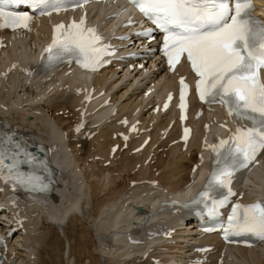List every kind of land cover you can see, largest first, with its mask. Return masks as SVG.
<instances>
[{"label":"bare ground","instance_id":"bare-ground-1","mask_svg":"<svg viewBox=\"0 0 264 264\" xmlns=\"http://www.w3.org/2000/svg\"><path fill=\"white\" fill-rule=\"evenodd\" d=\"M97 8L99 18L108 10V3ZM125 14H130V10L123 9L116 18ZM55 20L50 15L31 17L28 28L13 40H8L0 27L1 42L5 44L0 49V73L7 72L0 75V114L5 116L7 125L30 132L38 143L49 146L59 182L54 188L56 194H20L0 185V234L6 237L9 233L1 252L5 257L3 264H39L42 254H46L40 240L50 233L55 238L58 234L65 237L68 246L73 239L81 244L80 240L91 234L89 242L93 245L84 252L88 264L92 250L98 248L94 242L101 249L96 252L99 264H216L221 253L222 264H264V241L256 246L222 249L215 234L197 238L196 218L190 213H179L173 206L163 204L175 193L184 197L182 193L189 194L195 186L190 169L199 160V137L187 142L179 140L175 110L164 115L152 112L154 98L150 95L154 92L158 98L163 88L173 86V76H163L164 67L154 51L155 44L142 38L119 40L115 42L119 59L91 76L71 66L34 74L28 52L31 40L47 36ZM120 32L125 33L124 29ZM27 66L30 71L23 72ZM179 71L184 73L181 66ZM31 85L42 88L41 96L35 97L36 105L27 101L29 92L25 87ZM87 86H101L103 91L94 103L83 106L82 94ZM147 88L151 92L146 96ZM60 109L75 113L74 125L81 121L83 113L84 127L80 131L66 130L70 125H64L57 116ZM130 116L142 120V130L151 136L147 147L139 152H132L133 146L122 148L123 143L142 137L138 133L127 141L122 139L117 121ZM191 121L195 127V119ZM224 122L230 121L225 118ZM216 129L203 137L202 145H207L224 127ZM84 139L88 141L86 145ZM114 143L120 149L111 154ZM106 160L108 165L103 164ZM151 180H156V184ZM245 181L249 192L264 193V157L249 167ZM39 219L41 225L37 227ZM137 225L140 232L134 228ZM164 226H168L165 233L173 228L170 239L161 232ZM197 245H207L209 249L196 251ZM144 250H148L147 255L140 256Z\"/></svg>","mask_w":264,"mask_h":264},{"label":"snow or ice","instance_id":"snow-or-ice-1","mask_svg":"<svg viewBox=\"0 0 264 264\" xmlns=\"http://www.w3.org/2000/svg\"><path fill=\"white\" fill-rule=\"evenodd\" d=\"M21 3H30L34 9L52 7L59 11L63 0H0V22H3L0 27L28 28V13L7 10L8 5ZM129 3L163 33L160 51L169 70H174L181 57L186 55L197 77L195 89L201 102L220 103L226 116L234 115L251 121L250 127L237 125L227 140L208 146L219 166L210 173L209 190L201 191L198 198L193 199L203 204L208 216H216L218 208L235 195L230 187L234 173L257 163L258 154L264 152V82L261 80V71L264 70V21L251 15L254 11L252 0H129ZM132 23L129 19L126 26ZM57 29H60L59 34ZM150 31L142 30L135 35L150 38ZM111 52V46L104 43V38L96 29L85 26V17L82 16L79 21L66 26H54L52 41L43 49L42 59L49 67L65 58L75 59L85 70L96 71L108 63L104 57ZM179 83L180 119L183 122L187 85L183 77H180ZM164 107H168L167 100ZM82 117L83 113L75 131L84 127ZM221 127H226V124ZM134 130L135 125L130 131ZM188 134L189 129L185 128L182 139H186ZM123 139L127 140V137ZM147 142L144 141L145 144ZM111 151L115 152L116 147L113 146ZM24 164H33L30 154L10 134L0 135V181L28 191L45 187L36 172L22 170ZM152 183L155 184V181ZM216 188L225 190L219 200L211 195L210 190ZM16 223L20 221L16 220ZM222 227L225 241L242 234L264 240V203L232 205L227 226Z\"/></svg>","mask_w":264,"mask_h":264},{"label":"rangeland","instance_id":"rangeland-1","mask_svg":"<svg viewBox=\"0 0 264 264\" xmlns=\"http://www.w3.org/2000/svg\"><path fill=\"white\" fill-rule=\"evenodd\" d=\"M122 72L123 71H120L119 73L121 74ZM118 74H116L114 77H116ZM132 75H133V72L131 74L127 75L126 78L129 79V78L132 77ZM131 80H133V79H131ZM127 81H125V83H127ZM119 91H121V89ZM56 114H57V116H59L63 120L64 125L65 124L67 126L70 125L69 126L70 128L68 127V129L66 128V130H69V129H70V131L73 130L72 127H73V124H74V122L76 120V117H77L75 115V113H73L71 110H68V109H60V110L56 111ZM66 138H68V137H66ZM86 140L87 139H84V144L85 145L87 144L86 142H88ZM79 144L80 143L78 142L77 146ZM163 150H166L165 147H164ZM164 155H165V153H164ZM103 164L104 165H108V161L103 162ZM125 181L126 180L123 179V182H125ZM40 219H39V222L37 224V227H39L41 225V220ZM85 223H87V222H85ZM87 224H85L86 228L88 227ZM42 225H44V223ZM89 235L85 236V237L83 236L85 239L81 238V239H83V240H80V242L82 241L81 244H79V242H78L79 245H77V241L78 240L77 239H73L72 241L69 242L70 244L71 243L72 244L71 245L69 244V246H68V244H67L68 241L64 239L65 237H63V236L58 234V236L55 238V237L52 236V233H50L49 235H47L48 237L46 236V237H44L43 239L40 240V245L44 247V250H45V253H46L45 254L46 257L42 254V257H43V259L41 260L42 263L40 261L39 264H86V263L88 264V259L84 256V254H85L84 252L88 251L87 249H89V247L91 248L92 245H93V242L92 243L89 242V238L91 237V234H89ZM46 238H48V239H46ZM90 241H91V238H90ZM85 242L87 244L90 243V246H89V244L87 246ZM94 244L98 247V248L96 247L97 251L101 250L98 242L97 243L94 242ZM72 247H74V249ZM71 249H72V251H71ZM97 251L94 250V249L92 250V253H91V256H90L92 258V261H91L90 264H99L98 254L96 253ZM68 252L70 253V256H69ZM87 256H89V253H87ZM120 264H124V261H121Z\"/></svg>","mask_w":264,"mask_h":264}]
</instances>
